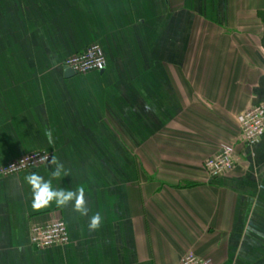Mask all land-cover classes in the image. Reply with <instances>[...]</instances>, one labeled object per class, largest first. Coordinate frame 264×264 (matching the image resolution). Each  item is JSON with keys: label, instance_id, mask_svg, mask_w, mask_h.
Here are the masks:
<instances>
[{"label": "crops", "instance_id": "0c3cea01", "mask_svg": "<svg viewBox=\"0 0 264 264\" xmlns=\"http://www.w3.org/2000/svg\"><path fill=\"white\" fill-rule=\"evenodd\" d=\"M92 43L106 67L66 73ZM257 104L264 0H0V167L46 150L68 171L53 187L89 209L32 208L24 177L48 163L1 177L0 264H264V134L249 146L237 122ZM224 143L235 167L211 177ZM55 217L69 242L36 249L31 226Z\"/></svg>", "mask_w": 264, "mask_h": 264}, {"label": "built area", "instance_id": "2783aa9c", "mask_svg": "<svg viewBox=\"0 0 264 264\" xmlns=\"http://www.w3.org/2000/svg\"><path fill=\"white\" fill-rule=\"evenodd\" d=\"M106 64V56L99 43L90 44L85 50L65 58L61 63L75 74L102 70ZM237 122L241 140L249 146L254 145L264 134V104L248 106L237 116ZM51 156L46 150H36L16 157L1 165L0 178L35 169L48 163L44 158ZM234 167L235 148L230 143L222 144L218 153L204 161V168L211 177L227 175ZM69 240L67 225L62 217H55L44 224H34L30 228L29 241L36 249L65 245ZM178 264H213V261L189 252Z\"/></svg>", "mask_w": 264, "mask_h": 264}, {"label": "clouds", "instance_id": "9594fccd", "mask_svg": "<svg viewBox=\"0 0 264 264\" xmlns=\"http://www.w3.org/2000/svg\"><path fill=\"white\" fill-rule=\"evenodd\" d=\"M102 67V65H101ZM45 139L49 144H53L54 136L52 129H46L44 132ZM49 167L51 168V178L45 179L36 172H30L25 175L24 180L30 186L32 192V208L40 210L50 206L53 202L58 207H67L72 205L73 211L79 213L81 216H88L89 209L83 187L76 190L54 188L53 179H59L63 175L68 176V171L64 165L58 162L55 156L45 157ZM103 217L99 212H96L89 217L88 230L90 232L97 231L102 227Z\"/></svg>", "mask_w": 264, "mask_h": 264}, {"label": "water", "instance_id": "95a60500", "mask_svg": "<svg viewBox=\"0 0 264 264\" xmlns=\"http://www.w3.org/2000/svg\"><path fill=\"white\" fill-rule=\"evenodd\" d=\"M65 70H66V73L68 74H74V72L71 69L65 68Z\"/></svg>", "mask_w": 264, "mask_h": 264}]
</instances>
